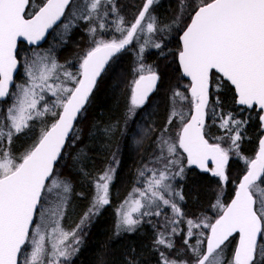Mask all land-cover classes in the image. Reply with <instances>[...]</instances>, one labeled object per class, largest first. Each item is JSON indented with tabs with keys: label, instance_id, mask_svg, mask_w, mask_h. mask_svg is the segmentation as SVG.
<instances>
[{
	"label": "snow or ice",
	"instance_id": "6c2138e0",
	"mask_svg": "<svg viewBox=\"0 0 264 264\" xmlns=\"http://www.w3.org/2000/svg\"><path fill=\"white\" fill-rule=\"evenodd\" d=\"M157 2L145 0L135 22L128 28L123 26L124 18L119 17L115 22L116 31L121 33L122 38L95 40V46L82 59L78 75L65 71L62 74L64 79L60 80L57 73L63 66L49 53L35 52L31 59H25L27 83L16 85L17 91L12 94L13 103L7 109L6 116L0 117V264H19V254L22 246L29 242L30 224L34 223L33 216L38 210L41 222L31 231V252L25 257L24 264H45V258L47 264H64L79 250L78 232L82 231L85 222L109 204V188L116 173V168L112 166L94 181L96 195L81 222L71 232L65 231L60 218L68 203L66 194L71 191V185L56 176L54 163L62 155L66 138L76 131L74 121L86 111L90 93L110 58L136 39L138 32L151 34L171 27H160L157 17L148 15L152 5ZM30 3L31 0H0V97L10 95L13 71L19 63L18 38L36 44L45 36L46 30L65 14L72 0H43L38 10L34 7L31 13L28 12ZM107 5H111V8ZM185 10V0H180V15L173 24H179ZM109 11L119 16L115 0H86L79 10L74 8L71 15L73 19L89 22L98 20L99 30L106 31L108 26L105 20ZM192 12L190 23L180 36L182 48L178 55L182 73L191 81L188 88L191 111L185 112L182 107H177L178 102L183 104L188 97L178 90L174 91L168 124L157 138L160 155L154 163L160 167L145 166L139 170L138 179L143 181V187L134 189L137 197L122 206L128 210L119 213L117 229L134 231L140 220L134 219L133 213L150 216L153 215L151 209L156 208L154 214L160 216L164 208L170 207L172 218L167 220L165 230L157 234V247L173 250L175 237L181 234L177 225L186 223L188 230L180 254L186 251L190 253L191 264H264V138L259 142L255 158H245L247 172L236 184L230 203L224 204L218 196L212 205L221 213L214 222L208 217L185 220L180 207L185 197L171 183L176 177L184 179L186 167L192 165L205 172L210 171L221 182L229 180L226 172L229 153L238 152L240 128L245 121L236 120L232 113L220 115V128L226 134L216 139L223 141L231 136L229 149L205 139V115L210 103H213L209 99L213 70L218 74L217 90L223 86L220 81L226 80L234 86L236 104L248 108L258 106L264 112V0H198ZM145 19L149 20L146 28L143 23ZM69 26L64 25L65 29ZM89 32L95 35L97 27L93 25ZM154 46L161 48L159 43ZM140 50L144 51V45ZM138 71L140 75L133 83L130 97L129 113L133 115L135 109L146 104L160 79L151 66L146 68L141 63ZM53 79L59 82L49 83ZM69 83L73 86H68ZM44 92H50L56 97L55 101L50 104ZM42 103L43 107H40ZM216 106H219V98L211 108L214 118L217 115ZM49 114L54 118L51 126H45L38 141L22 156L15 157L10 145L16 134L29 128V121ZM187 115L191 119L185 122ZM177 119L182 127L177 138L172 140L166 133ZM260 120L264 127V115H260ZM233 131L235 135H231ZM4 138L8 141V147L3 146ZM76 139H79L78 135ZM178 149L186 153L187 165L178 155ZM209 162L213 167L209 168ZM115 163L118 165L119 161ZM149 172L151 175H147ZM47 180L52 183L46 184ZM53 189H62L59 203L55 208H42L45 190L51 192ZM46 216L53 218L51 223L54 227L44 233L41 228L49 223ZM193 229H207V232H194ZM233 234H238L239 239L231 260H228L226 251L230 238H234ZM46 237L51 244L50 252L45 247ZM190 238L196 239L195 245L190 243ZM160 264H189V260H170L161 251Z\"/></svg>",
	"mask_w": 264,
	"mask_h": 264
},
{
	"label": "trees",
	"instance_id": "16d2710c",
	"mask_svg": "<svg viewBox=\"0 0 264 264\" xmlns=\"http://www.w3.org/2000/svg\"><path fill=\"white\" fill-rule=\"evenodd\" d=\"M125 1L115 0L119 16L109 11L105 20V23L108 26L106 31L99 30L98 20L89 22L83 19H78L74 24L73 21L65 15L64 21L54 28L47 41L42 45V48L44 50L48 49V42L58 45H60L61 42V49H64L63 53L66 55V58L63 59V61L76 62V60H78V58L85 53L84 51L80 56H78L79 49L85 41H88V38L90 37V34L86 32L90 25H95L97 27V33L98 31L104 33L103 35L106 39L114 37L117 39L122 38L121 33L116 31L117 25L115 22L118 21L119 17H123V26L125 28H128L132 24V12L130 6L124 3ZM75 4L76 3H74V6ZM161 6L164 8L163 10L165 14L164 15L160 10L159 16L161 21L159 22L161 23V27L163 24L171 25V27L166 28L164 31H156V34L150 36L147 41L150 45L153 43V46H145L146 49L144 52V55L153 59L151 62L153 65L152 67L155 68L160 77L157 90L145 104L147 105L149 103L148 105H151L153 104V98L158 99V110L156 109L155 111V129L160 133L163 132L165 126L167 125V117L169 114L168 96L172 93V85L178 84L181 79L184 81L178 72L176 55L174 56L173 54L168 58L158 57L156 59L158 63L153 64L154 58L156 57L154 55L156 50L150 49L156 48L154 47L156 40L160 41L163 36H166V39L169 41H166L165 45H170L171 52H174L175 48L179 49V44L176 38L177 36L173 29L174 27L179 29V24H173L174 20L168 15V11H166L165 6ZM107 7L110 9L111 5H107ZM103 11L104 9L102 8L101 12ZM65 24L70 25L68 29H65ZM184 26L185 24L181 27L180 31L184 28ZM124 35H126V32ZM82 36H84L83 39ZM77 38L80 39V41L72 44V39L76 40ZM25 47L26 46L23 44L19 46V55L22 51L28 52L29 49ZM140 47L141 45L138 44V49H132L130 51L126 48L125 51L118 55L122 57V68L126 69V67L130 65L134 54L140 53ZM115 59L110 62L104 71L85 107L86 111L80 115L76 122V126L78 127L76 134L71 135L63 150L64 153L68 150L65 161V175H63V177L68 180L71 185V191L69 192L68 198L70 209L66 211V215L63 217V227L67 231H72L75 229L76 225L81 222V218L89 208L93 198V181L103 173L107 166L116 168L114 180L111 182L109 188L110 203L104 206L100 210L99 214L91 219L89 224L84 225L82 232L79 235V250L64 264H127V261L128 264H160L161 251L165 252L170 260L188 259L190 253L187 251L184 254H180V249L184 247V236L187 234L188 230V228L183 226V223L177 225L181 234L175 237V248L173 250H167L163 246L157 247L155 245L157 234L165 230L164 226L167 224V220L172 218L171 209L169 208H166V210L169 211L168 213H161L162 216L144 218L132 232L124 230L118 231L116 228L117 220L114 216V212L117 204H119L126 195L125 187L118 190V185L119 183L121 185V181L123 182L124 180V176H122L121 173L129 165V159L131 157L129 153L130 134L135 126V120H127V118H125L123 109L125 107L126 100L124 101L121 98L122 94H120L116 80L118 76H115V74L110 71ZM163 64H165L166 67H162ZM73 66L76 69L78 64ZM18 73L19 71L16 76H18ZM217 75L218 74H213L212 76L210 102L213 103H210L207 117L214 119L213 127L218 131L207 127L209 121V118H207L204 129L206 138L211 143H220L223 148L229 149L226 143L230 144V138L223 141L216 139L217 137H222L221 128H219V124L221 122L220 115L223 114L226 116L228 113H232V116L236 120L245 121L240 128L238 152L231 151L229 153V162L226 166L227 174L230 173L229 180L225 182V185L227 186L224 190L225 195H227V204L233 195L236 188L235 186L242 173L245 172L243 169L238 168V165L235 164L237 168L236 171L239 172V176H231L232 166L234 165V153L239 154L244 161L245 158L250 160L256 151L258 139L263 133V129L260 127L258 121L259 112L255 108L246 109L235 104L234 90L227 81H220L223 86L217 90ZM217 98H219V106H216L215 108L217 115L214 118L211 115V108L214 106V102ZM5 103L6 102H0V104ZM189 116L190 115H187L185 122L188 120ZM53 120L54 118L51 116L48 117L49 125L53 122ZM126 120L127 124L124 123ZM39 121V118L29 121L30 127L26 128L22 133L17 134L13 138L10 148L15 152V154L18 152L19 147H22V143H25L27 139L30 138V131L39 123ZM124 124L125 130H123ZM109 128H111V131H108ZM234 134L236 133L234 132ZM77 135L79 136V139H76ZM71 140H74L72 145L70 144ZM62 161L63 160L60 158L54 168L55 171L60 166ZM115 161H119V164L117 165ZM186 175L187 176H185L184 179H177L179 181L176 184L178 187L177 191H182L185 197L183 200L184 206L182 208V211L185 214L184 218L198 219L199 215L206 214L208 212L211 213L209 219L213 221L215 219L213 213L215 214V212L210 209V206L214 197V190L212 189L215 188L212 183H216L214 176L210 172H202L195 170L194 168L189 169ZM215 178L219 180L218 177ZM219 214L220 213H218L217 216ZM193 231L199 232L201 230L193 229ZM123 235H126V237ZM195 241V238H190V243H194ZM234 242V238H231L229 247L226 251L228 260L232 257ZM137 250L139 251L137 252ZM135 255L139 257L137 258ZM104 256L105 258L107 256V259H105Z\"/></svg>",
	"mask_w": 264,
	"mask_h": 264
},
{
	"label": "rangeland",
	"instance_id": "374dc122",
	"mask_svg": "<svg viewBox=\"0 0 264 264\" xmlns=\"http://www.w3.org/2000/svg\"><path fill=\"white\" fill-rule=\"evenodd\" d=\"M72 1L73 2L70 5V7H69V9H68V11L66 13V17L70 18L73 21V23L75 24L76 23V20H78L79 18L73 19L72 15H71L72 12H73V9L75 8V9H78L79 10V8L82 7L85 4L86 0H72ZM133 1H134V3H133ZM144 2H145V0H127V1L124 2L128 6H130L132 4L130 6V9H131V12H132V23L135 22L136 17L138 16L140 10L143 8ZM197 2H198V0H185L186 10H185L184 16L181 18V20L179 22V29H177L175 27L173 28L176 35H177V32L181 29V27L184 25V23L186 25L187 22L189 21V19L191 17L190 16V13L191 14L193 13V12H191L192 11V8L195 7V4ZM42 3H43V0H31L30 6H32V8L30 9L29 12L30 13L33 12V8L35 7L37 9L38 6L41 5ZM74 3H76L75 6H74ZM161 5H164L165 6L166 11H168V15L170 16V18H172L174 20L177 16L180 15V6H179L180 5V0H158L157 3H154L152 5V7L150 8V11H149V14L148 15L149 16H155V17H157L158 25L160 27H161V23L159 22V21H161L160 20V16H159L160 10L164 14V10H163L164 8ZM172 19H168V20H172ZM148 22H149L148 19H145V21H143V23L145 25V28H146V25H147ZM163 26H164V24H163ZM90 27H92V25H90L88 27L87 31H86V32H88L90 34V37L88 38V41H85V43L79 49L78 56H80L84 51H85V53L80 58H78V60H76V62H70V61L69 62H66V61H63V59L66 58V55L63 53V50L64 49H61V46H60L61 45V42H60V45H58V44H51V43L48 42L49 48L46 49V50H44L42 48L43 46L40 45L38 47H29L28 52L27 51L26 52L22 51L20 53V55H19L20 56V68L18 70L19 71L18 76H15V85L13 87L14 89L12 88L13 91H11V93L9 95L8 101H6L5 104H0V117L6 116L7 109L13 103L14 96L12 94L16 93V91H17L16 85H23V84L27 83L28 78H27L26 71H25V59L26 58L31 59V57L33 56V54L35 52H39L41 54H43V53H49L51 56L55 57L57 63L59 65H62L63 66L62 68L59 69V71L57 73V75L60 76V80H63L64 79L62 74L65 71L66 72H70V73H72L74 75H78L79 74V70L77 68L75 69L73 65L78 64V68L80 67V62L82 61V59H83L84 55L86 54V52L88 50H90L92 47L95 46L94 41L95 40H98V39H101V38H103L105 40H111L112 39V38L106 39L104 37V35H103L104 33H101L99 31H98V33L96 35L91 34L89 32ZM154 33H156V32H154ZM50 34L51 33L49 32L48 35H47V37H46V39L49 38ZM152 34L153 33L149 34L146 31L145 32H138L137 33V38L134 39L130 43V45H129V47H128L127 50L130 51L132 49H138V44H139V45H144V51L141 52V50H140V53L139 54H134L133 58L131 59L130 65L127 66L126 69L125 68H122V63H121V58L122 57L118 56L115 59V61L113 62L112 67L110 69V71H112L113 74H115V76H118L117 78L116 77L115 78L117 80V84H118V88L120 90V94H122L121 95V98L124 101L126 100V104H125V107L123 109L124 110V114H125V118H127V120H128V117L131 116V119L130 120H132V119L135 120V126L133 128V131L130 134L129 153H130L131 157L129 159V165L121 173V175L124 176V180H123V182L121 181V185H120V183L118 185V190H120L122 187H125V189H126L125 190L126 191V195L123 198V200L119 204H117V206H116V209H115V212H114V216L116 217L117 222L120 219L119 213L121 211L128 210L127 207L122 208V206L125 205V202L126 201H130L132 199H135L137 197V193L134 192V189H136V188H142L143 187V181L140 180V179H138V172H139V170H141L145 166H147L149 168L160 167V165L154 163L155 158L160 155V150L158 148V139L157 138L161 135V133L160 132H157L156 129H155L156 128V125H155L156 124V121H155L156 120L155 119V111H156L157 105L159 103L158 102V99L153 98L152 99L153 100V104L148 105L149 104L148 103L147 105H145L143 107H140V108L135 109L134 110V115L132 113H129L130 97H131V92H132V86H133V82L136 79V77L140 75V73L138 71L140 64L141 63L144 64L146 68L148 66H151V67L153 66L151 64V62H152L153 59H151V57H148V56L144 55V52H145V49H146L145 46H147V44L144 43V41H146L145 40V37H150ZM83 38H84V36H82V39ZM147 39H149V38H147ZM79 41H80V39H78V38L76 40L72 39V44L73 43H76V42H79ZM166 41H169V40L166 39V36H163L162 37V40L155 41V43H154V45L157 44V43L161 44V48H159V49L158 48L150 49V50H156V52L154 53V55L156 57L154 58L153 64H157L158 63L157 60H156L158 57H160V58H168L169 56H171L173 54H174V56L177 54V51H178L177 49L178 48H175V51L174 52H171L170 45L169 44H166L165 45ZM141 42H142V44H140ZM140 49H141V47H140ZM76 59H77V57H76ZM123 66H124V64H123ZM163 66L166 67L165 64H163L162 67ZM153 69L155 70V68H153ZM102 75H103V73L101 74L99 80L101 79ZM16 77H17V79H16ZM99 80H98V82H99ZM58 82L59 81H57L55 79L49 80V83H58ZM98 82H97V84H98ZM68 86H73V85L71 83H69ZM188 86H190V81L188 79H184V81L181 79L178 82V84L172 85V93L174 91L178 90L181 93H184L188 97V101L187 102H184L183 104H181L179 102L177 103V107H182L185 110V112H190L191 111V96L188 93ZM172 93H171L170 96H168L169 114H168V117H167V124H168L169 115H170L171 110H172V100H171ZM43 95L45 96V99L50 104L52 102H54L55 99H56V97H54L50 92H44ZM40 107H43V103L40 105ZM56 110L59 111L60 109H56ZM50 116L51 115L49 114V115H46L45 117L39 118L40 119L39 123L35 127H33L32 130L29 133L30 138H28L25 143H22V147H19L18 152H16V154L10 148L11 152L13 153V155L15 157L22 156V154L24 152H26L27 150H29L30 147L35 142L38 141V139H39V137L41 135V130L42 129H45V126H47V127L49 126L48 117H50ZM186 118H187V116H186ZM208 118H209L208 119L209 121H208V126L207 127L208 128H212V130L218 131L216 128L213 127L214 119L211 118V117H208ZM34 119H37V118H34ZM51 124H52V122H51ZM181 127H182V125L179 122V120L177 119L176 121H174L168 127V131H167L166 135L168 137H170L172 140H175L177 138V134L179 132L178 130H180ZM77 128L78 127L75 125L76 131H77ZM126 128H127V126H126ZM219 128H220V124H219ZM123 130H125V124L123 125ZM76 131L73 132L72 134L75 135L76 134ZM221 133H222L221 136H225V134H226L225 133V130L222 129V128H221ZM231 135H235L234 134V131L232 132ZM228 138H230V144H231V136H228ZM136 141H139V143H136ZM73 142H74V140H71L70 141V144L72 145ZM152 142H154L155 145ZM149 143L153 144L154 149L151 150V148H150V145L151 144H149ZM226 144L228 145L227 147L230 148V144H228V143H226ZM3 146L4 147H8V141H7L6 138H4V140H3ZM145 146H146V148H145ZM147 150H149V153H148ZM67 152H68V150L65 151V153L63 152V154L61 156V159L63 161L60 164V166L57 168V170L55 171L56 176H58L61 179H64L63 175H65V161H66V158H67ZM143 155H144V157H143ZM178 155L183 159L184 164L187 165L186 158H185L183 152L181 151V149H178ZM233 158H234V163H233L234 165L232 166L231 176L232 177H235L237 175V177H238L239 176V172L236 171L237 168H236L235 164L238 165V168H241L244 171L247 168L246 167L247 164L241 158V156L239 154H237V153H234ZM107 168H108V166H107ZM189 169H192V167L191 166H187L186 167L185 176H187L186 174L188 173ZM176 170H178V169H176ZM229 174L230 173L227 174L228 177H229ZM147 175H151V173L149 172ZM179 178L180 177H176L174 180L171 181V183L173 184V186H174V188L176 190H178V187H177L176 184L179 181V180H177ZM64 180H66V179H64ZM214 180H216V183H212L215 186V188L212 189V190H214V193H213L214 194V197H213V200L211 202L210 209L213 212H215V214L213 213V216H214V218H216L217 214L220 213V212L217 209H213L212 205L216 203V200H217V197L218 196H220L221 201L224 204H226V202H227V195H225L224 190H225V187L227 185H225L226 184L225 182H220L217 178H215V176H214ZM94 181H93V198L96 195V188H95ZM51 183H52L51 180H49L47 182V184H49V185ZM130 193L132 194L131 196H130ZM61 194H63L62 193V189H53V191H51V192H48L47 190H45L44 199L41 201L42 208H55L57 206V204L59 203V197H60ZM66 195H67V199H68L69 198V193H67ZM109 197H110V194H109ZM93 198L91 200L90 206L92 205ZM109 203H110V198H109ZM104 206H106V205H104ZM183 206H184V201H181L180 202V207L183 208ZM168 208L171 209L170 207H168ZM68 209H70V204L69 203H67V205L64 206V214L60 218V223H61V226L62 227H63L62 220H63V217L66 215V211ZM156 211H157L156 208H152L151 209V212L153 213V215H150V216H141L139 213H133V218L140 220V223H141L144 218L151 217V216H156L154 214ZM168 212L169 211L166 210V208H164L161 211V213H168ZM171 213H172V210H171ZM160 216H162V214ZM210 216H211V213H208L207 212L206 214L199 215L198 218L199 219H202L204 217H208L209 218ZM94 217H92V218H94ZM46 219L49 220V223L47 224L46 227H43L42 226V228H41V231L44 232V233L50 232L51 229L54 227V224L51 223V220L53 218L50 217V216H46ZM91 219L88 220V221H86L84 225L89 224L90 221H91ZM186 219L196 220L194 218H186ZM40 222H41V216H40V210H38L37 213H36V216H35V219H34V223H33V227L31 229V231L33 229H35L36 228V224H38ZM84 225H83V227H84ZM183 226L185 228H188V226H187L186 223H183ZM83 227H82V229H83ZM116 228H117V223H116ZM63 229L65 231H67L64 227H63ZM198 230H203V231L207 232V229H198ZM31 231H30L29 242L25 246V248H24L25 250L22 252V254L20 256V260L21 261H20L19 264H24L25 257L31 252V243H30V241L32 239ZM68 232H71V231H68ZM81 232L82 231H79L78 232V235H80ZM195 243H196V241L194 243H192V244L195 245ZM45 247H46V250L47 251H49V252L51 251V244L47 241V237H46ZM231 258L232 257H230V260H231ZM191 259L192 258H191V254H190L189 257H188V259H187V260H189V264H191ZM61 260L63 261V258H61ZM45 264H47V258H45Z\"/></svg>",
	"mask_w": 264,
	"mask_h": 264
},
{
	"label": "water",
	"instance_id": "95a60500",
	"mask_svg": "<svg viewBox=\"0 0 264 264\" xmlns=\"http://www.w3.org/2000/svg\"><path fill=\"white\" fill-rule=\"evenodd\" d=\"M67 9V8H66ZM38 10V9H37ZM194 14V13H193ZM62 18V17H61ZM61 18L58 20V21H56V23H54L53 25H52V27L51 28H49L48 30H46V32H45V36L40 40V41H38L36 44H29L26 40H23V38H18V41H17V45H18V43L19 42H24V43H26V44H28L29 46H33V45H40V44H42L44 41H45V39H46V37H47V35H48V33H49V31L55 26V25H57L59 22H60V20H61ZM189 23H190V21H189ZM186 28V27H185ZM183 34V31L180 33V35H179V42H180V45H181V48H182V43H181V41H180V36ZM123 50V49H122ZM121 50V51H122ZM120 51V52H121ZM119 52V53H120ZM119 53H116V54H119ZM115 54V55H116ZM114 55V56H115ZM178 55H179V53L177 54V64H178V67H179V70H180V73H181V75H182V77L184 78V79H188L189 81H190V78L189 77H186V76H184L183 75V73H182V68H181V66H180V64H179V59H178ZM111 59V58H110ZM110 61V60H109ZM109 63V62H108ZM108 63L105 65V69H106V67H107V65H108ZM18 70H19V63H18V65H17V68L13 71V82H14V78H15V76H16V74H17V72H18ZM215 71V70H214ZM99 78V77H98ZM97 78V79H98ZM138 79V78H137ZM158 83H159V81H158ZM158 83H157V86H156V88L153 90V92H151L150 94H149V97L153 94V93H155V91L157 90V88H158ZM190 83H191V81H190ZM229 84H230V82H228ZM13 84V83H12ZM12 84L10 85V88H11V86H12ZM231 85V84H230ZM232 86V85H231ZM233 88H234V86H232ZM234 92H235V89H234ZM190 93V92H189ZM90 95H91V93H90ZM235 95H236V93H235ZM90 97V96H89ZM6 97H0V100H4ZM149 99V98H148ZM236 100V99H235ZM238 105V104H237ZM239 106H243V107H246L247 109H251V108H248L247 106H244V105H239ZM255 109L257 110V111H260L259 110V108H258V106L257 107H255ZM260 115H264V112H261L260 111ZM260 115H259V123L261 124V126H262V122H261V120H260ZM189 119H191V116H189V118H188V120ZM205 121H206V115H205ZM187 122V121H186ZM75 123H76V121H74V125H75ZM264 128V127H263ZM262 138H264V133L259 137V139H258V146H257V150H256V152H255V155H254V157L252 158V159H254L255 158V156H256V154H257V152L259 151V142H260V140L262 139ZM205 139H207L206 137H205ZM67 140H68V138H66V142H67ZM208 140V139H207ZM66 142H65V145H66ZM210 143V142H209ZM65 145H64V147H65ZM64 147L62 148V151H63V149H64ZM182 150V149H181ZM182 152H183V150H182ZM184 155H185V158H186V153H184ZM61 157V156H60ZM60 157H58V161H59V159H60ZM57 164V162L56 163H54V167H55V165ZM209 168L210 167H213V165L209 162ZM192 167H194L195 169H198V170H201V169H199L197 166H195V165H192ZM201 171H203V170H201ZM246 172H247V170L245 171V173L243 174V175H245L246 174ZM243 175L240 177V178H242L243 177ZM47 182H48V180L46 181V184H47ZM239 183V182H238ZM237 183V184H238ZM235 190H236V188H235ZM235 190H234V193H233V195H232V197H231V199L233 198V196H234V194H235ZM231 199L229 200V202L228 203H230V201H231ZM35 214H36V212L34 213V216H33V220L35 219ZM218 218V217H217ZM215 221V220H214ZM213 221V222H214ZM33 224V223H32ZM32 224H30V228H31V226H32ZM234 235V234H233ZM239 239V238H238ZM205 247H206V244H205Z\"/></svg>",
	"mask_w": 264,
	"mask_h": 264
},
{
	"label": "flooded vegetation",
	"instance_id": "af4514ba",
	"mask_svg": "<svg viewBox=\"0 0 264 264\" xmlns=\"http://www.w3.org/2000/svg\"><path fill=\"white\" fill-rule=\"evenodd\" d=\"M187 23H188V22H187ZM184 24H185V23H184ZM186 25H187V24H186ZM185 27H186V26H184V28H185ZM184 28H183V29H184ZM179 32L181 33L182 30H181V31L179 30V31L177 32V35H176V36H177L176 38H177L178 44H179V35H180ZM154 34H156V33H153L151 36H153ZM147 38H150V37H145V40H147ZM156 41H158V40H156ZM144 43H145V41H144ZM43 44H44V43H43ZM43 44H42V45H43ZM140 44H142V42H141ZM145 44H146V43H145ZM21 45H22V44L20 43L19 46H21ZM42 45H41V46H42ZM147 45H149V46L152 47V46H153V43H152L151 45L147 43ZM24 46H25V45H24ZM25 48L29 49V47H27V46H26ZM179 51H180V44H179V49H178L177 53H178ZM176 55H177V54H176ZM18 58H20V56H18ZM177 68H178V65H177ZM178 72L180 73L179 68H178ZM213 74H217V73L213 70V72H212V76H213ZM211 89H212V85H211ZM10 92H11V90H10ZM209 99H210V101H211V95H210V98H209ZM235 99H236V98H235ZM6 101H8V100H6ZM6 101H3V102H6ZM251 109H252V108H251ZM207 113H208V112H207ZM207 118H208V117H207ZM207 118H206V122H207ZM206 122H205V125H206ZM263 133H264V128H263ZM195 170H197V169H195ZM238 238H239L238 234H234V240H235V242H234V246H233V251H234V248H235V246H236V242L238 241ZM230 239H231V238H230Z\"/></svg>",
	"mask_w": 264,
	"mask_h": 264
},
{
	"label": "bare ground",
	"instance_id": "6f19581e",
	"mask_svg": "<svg viewBox=\"0 0 264 264\" xmlns=\"http://www.w3.org/2000/svg\"><path fill=\"white\" fill-rule=\"evenodd\" d=\"M132 2V1H131ZM130 2V3H131ZM133 3H134V1H133ZM129 4V3H128ZM130 5V4H129ZM132 5V4H131ZM130 5V6H131ZM134 6V5H133ZM180 6V5H179ZM106 70V69H105ZM104 70V71H105ZM104 71L102 72V73H104ZM99 78H100V76H99ZM99 78L97 79V82H98V80H99ZM134 124H135V122H134ZM127 131V130H126ZM129 131V130H128ZM123 134H124V132H123ZM128 135V134H127ZM128 139V138H127ZM152 139V138H151ZM151 141V140H150ZM152 143H154V142H152ZM149 144H151V143H149ZM148 145V144H147ZM152 145V146H151ZM150 145V148H151V150L152 149H154V146H153V144H151ZM154 145H155V143H154ZM149 146V145H148ZM145 148H146V146H145ZM148 151V153H149V150H147ZM151 152V151H150ZM36 213H37V211H36ZM35 216H36V214H35ZM75 227V226H74ZM76 228V227H75ZM124 236V235H123ZM124 237H126V235L124 236ZM130 237V236H129ZM136 237V236H135ZM137 237H139V236H137ZM26 245H27V243H26ZM25 245V246H26ZM25 246H22V251H21V254H22V252L25 250L24 248H25ZM131 248V247H130ZM133 248V247H132ZM138 249V248H137ZM127 250V249H126ZM132 250V249H131ZM135 250V249H134ZM130 251V250H129ZM139 250H137V252H138ZM106 253V252H105ZM105 253H103V254H105ZM21 254H19V256L21 255ZM135 254H136V252H135ZM125 255V254H124ZM138 255V254H137ZM137 255H135V256H137ZM122 256V255H121ZM125 257V256H124ZM127 257V256H126ZM139 256H137V258H138ZM141 257V256H140ZM104 258H105V256H104ZM136 258V257H135ZM105 259H107V256H106V258ZM121 259H123V258H121ZM142 260V259H141ZM102 261V260H101ZM106 261V260H105ZM139 261H140V259H139ZM127 264H128V261L126 262ZM133 263V262H132ZM124 264V263H123ZM158 264V263H157Z\"/></svg>",
	"mask_w": 264,
	"mask_h": 264
}]
</instances>
